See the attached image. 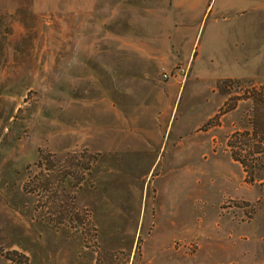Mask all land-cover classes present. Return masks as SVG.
<instances>
[{
  "label": "rangeland",
  "instance_id": "374dc122",
  "mask_svg": "<svg viewBox=\"0 0 264 264\" xmlns=\"http://www.w3.org/2000/svg\"><path fill=\"white\" fill-rule=\"evenodd\" d=\"M242 16L236 68L170 0H0V264H264V157L250 181L228 147L264 85Z\"/></svg>",
  "mask_w": 264,
  "mask_h": 264
},
{
  "label": "crops",
  "instance_id": "0c3cea01",
  "mask_svg": "<svg viewBox=\"0 0 264 264\" xmlns=\"http://www.w3.org/2000/svg\"><path fill=\"white\" fill-rule=\"evenodd\" d=\"M172 6L180 11L184 21L195 22L200 18L209 17L217 38L215 47L219 48L229 36L230 52L229 62L226 64L239 68L242 63V38L239 18L245 13L256 14L264 9V0H170ZM230 23V25H225ZM233 26L229 31V27ZM236 25V26H234ZM226 53L223 58L226 60ZM217 58V56H216ZM217 64L220 63L217 60Z\"/></svg>",
  "mask_w": 264,
  "mask_h": 264
},
{
  "label": "trees",
  "instance_id": "16d2710c",
  "mask_svg": "<svg viewBox=\"0 0 264 264\" xmlns=\"http://www.w3.org/2000/svg\"><path fill=\"white\" fill-rule=\"evenodd\" d=\"M246 99L252 100L251 129L233 133L228 140L231 157L238 162L247 177L253 181L255 174L261 169L260 160L264 157V85L251 88L246 92ZM236 104L224 109L233 110Z\"/></svg>",
  "mask_w": 264,
  "mask_h": 264
}]
</instances>
